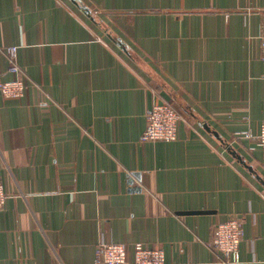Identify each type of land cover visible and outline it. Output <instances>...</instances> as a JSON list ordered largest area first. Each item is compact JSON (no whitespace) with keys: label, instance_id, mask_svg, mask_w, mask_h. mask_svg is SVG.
Wrapping results in <instances>:
<instances>
[{"label":"crops","instance_id":"1","mask_svg":"<svg viewBox=\"0 0 264 264\" xmlns=\"http://www.w3.org/2000/svg\"><path fill=\"white\" fill-rule=\"evenodd\" d=\"M263 11L264 0H0V82L18 46L26 85L22 99L0 90V264H99L101 242L223 264L215 224L238 215L240 264H264V149L238 134L264 123ZM164 102L183 115L177 139L143 141Z\"/></svg>","mask_w":264,"mask_h":264},{"label":"built area","instance_id":"2","mask_svg":"<svg viewBox=\"0 0 264 264\" xmlns=\"http://www.w3.org/2000/svg\"><path fill=\"white\" fill-rule=\"evenodd\" d=\"M260 44L262 60L264 62V11L261 13ZM18 46H11L8 50L10 58L9 71L14 73L12 80L0 82V90L8 99H22L25 95V72H23L18 60ZM147 123L141 139L146 142L157 143L158 141L171 142L177 139L178 126L183 115L173 103H156L146 113ZM258 133L240 132L239 136L254 140L264 149V123ZM6 186L0 179V211L8 201ZM244 234L242 218L231 216L223 222L215 224L212 248L218 261L225 264H240L242 256L240 247ZM96 259L99 264H171L166 256V251L160 247L148 246L145 243H136L132 257L128 256L125 244L117 242H101L98 244ZM182 264H207L200 261H192ZM209 264V263H208Z\"/></svg>","mask_w":264,"mask_h":264},{"label":"water","instance_id":"3","mask_svg":"<svg viewBox=\"0 0 264 264\" xmlns=\"http://www.w3.org/2000/svg\"><path fill=\"white\" fill-rule=\"evenodd\" d=\"M136 176H139V174H136ZM131 182H133V180L131 179ZM206 211H203V213H205Z\"/></svg>","mask_w":264,"mask_h":264}]
</instances>
